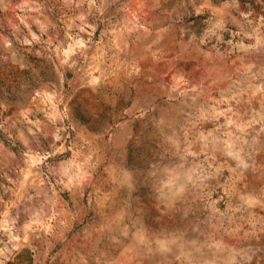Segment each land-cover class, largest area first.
<instances>
[{
	"label": "rangeland",
	"instance_id": "rangeland-1",
	"mask_svg": "<svg viewBox=\"0 0 264 264\" xmlns=\"http://www.w3.org/2000/svg\"><path fill=\"white\" fill-rule=\"evenodd\" d=\"M0 264H264V0H0Z\"/></svg>",
	"mask_w": 264,
	"mask_h": 264
},
{
	"label": "bare ground",
	"instance_id": "bare-ground-1",
	"mask_svg": "<svg viewBox=\"0 0 264 264\" xmlns=\"http://www.w3.org/2000/svg\"><path fill=\"white\" fill-rule=\"evenodd\" d=\"M133 1H135V0H133Z\"/></svg>",
	"mask_w": 264,
	"mask_h": 264
},
{
	"label": "water",
	"instance_id": "water-1",
	"mask_svg": "<svg viewBox=\"0 0 264 264\" xmlns=\"http://www.w3.org/2000/svg\"><path fill=\"white\" fill-rule=\"evenodd\" d=\"M14 17V16H13Z\"/></svg>",
	"mask_w": 264,
	"mask_h": 264
}]
</instances>
